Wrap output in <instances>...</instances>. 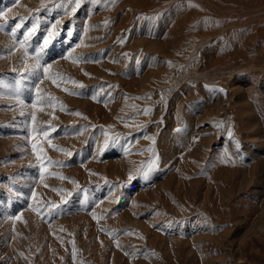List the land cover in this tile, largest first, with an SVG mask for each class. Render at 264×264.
I'll return each instance as SVG.
<instances>
[{"label":"rangeland","instance_id":"obj_1","mask_svg":"<svg viewBox=\"0 0 264 264\" xmlns=\"http://www.w3.org/2000/svg\"><path fill=\"white\" fill-rule=\"evenodd\" d=\"M67 2L0 0V264H264V0H82L66 14ZM16 24L17 40L35 26L30 51L52 28L43 62L83 86L42 79L33 108L37 78L12 71ZM70 48L80 63L61 58ZM30 127L62 162L43 181ZM106 130L120 139L101 152ZM146 136L158 164L129 180Z\"/></svg>","mask_w":264,"mask_h":264},{"label":"snow or ice","instance_id":"obj_2","mask_svg":"<svg viewBox=\"0 0 264 264\" xmlns=\"http://www.w3.org/2000/svg\"><path fill=\"white\" fill-rule=\"evenodd\" d=\"M90 2L93 5H98L100 3V0H90ZM105 2L107 3V0H105ZM16 3H19V0H16ZM81 3H82V0H68V2L66 4H61V5H57V6L58 7H61V6L64 7L65 13L68 14L70 12H75L76 9L80 7ZM111 3L115 4L116 0H111ZM43 6H44V0H41V7H43ZM190 6L199 7L198 5H192L191 3H190ZM6 11L7 10H0V18L6 19V16H5ZM36 11H38V9ZM154 18L155 17H150V19H154ZM103 23L105 25H107L108 21L105 20ZM217 23H219V21H217ZM20 26H21L20 24H16V26L14 28H12V30H11L12 45L13 46L9 50V55L16 52L17 49H19L22 52L21 59H22L24 66L18 70L13 68L12 71H14V72L19 71L21 74H24L25 77L35 76L37 78V80H36L37 97L35 100L32 101L31 106L33 108L37 107V102L41 100V96L43 95L40 92V88H39V81L42 79L51 80L52 83L57 87H60L61 82L77 84L80 87L83 86L82 84H80L79 81H76L71 77H66L62 73H58V72L53 73L51 71L52 65L50 63L43 62V50L48 47V45L51 43L53 37L57 34L52 28H50L48 30V34L44 36L43 43L39 47H36L34 51H30L28 41L30 39V35L35 32V26H33V28L28 29V31L24 32L22 39L17 40L15 33H16V29L19 28ZM3 30H4V25L0 24V31H3ZM88 30H89V25L87 23H85L84 31L87 32ZM71 35H72V31L69 30L68 36L70 37ZM81 41H83V37H81ZM120 42L123 43L124 41L121 40ZM78 46H80V45H77V47ZM71 52H72V49L70 48L68 50V53L64 54L61 58L66 59V60H71V62L74 64L80 63L83 58L78 57V56H72ZM167 63L169 64V66H171L172 62L168 61ZM41 70L43 72V76L40 75ZM85 75H90V74L85 73ZM5 86L6 85H4L3 81H0V87H5ZM109 87H113V86L109 85ZM20 89H21V80L17 79L15 82V87L13 89V92L15 94L14 98L17 100L18 106L24 105V101L20 99ZM62 90L65 92H69L68 88H63ZM219 91H224V89L221 88V89H219ZM69 94H78V93L69 92ZM48 95H49V102H46V103H48V106L55 108L57 106V104H59V107L62 111L66 110L65 106L63 105L62 102L57 101V99L55 97L51 96V94H48ZM97 95L98 94L93 95L92 99L96 100ZM127 98L128 97L126 96L125 99H127ZM161 98L163 99V95ZM136 99H139V97H137ZM132 107H135V105H132ZM150 111H151V109L147 106H145L142 109V113L144 115H148L150 113ZM72 114L76 115V116H83V114L80 113L78 110L73 112ZM84 119H87V117H84ZM117 119H120V118L117 117ZM32 121H33V124H35V121H36L35 112L32 113ZM222 124H223V121H221L220 124H217L216 126L220 127V126H222ZM126 126H128V125L126 124ZM135 126L136 127H142L143 125H135ZM93 127H95V125H93ZM111 127H112V125L107 126V128H111ZM50 130H51V128H50ZM29 131L32 135H35L37 137L36 141L32 143V151L35 154L36 159L40 165V178H41V181H43L44 176L47 172L46 164L52 165L53 163H56L57 165L62 166V162L51 161L46 156H44V149L38 146L39 145V136L43 135V136L47 137V135H48L47 132L43 131L42 129H38L37 127H30ZM81 131H83V129H81ZM174 131L179 132V131H181V129L178 127L176 129H174ZM228 134L230 136L232 135L231 126H229ZM104 136H105V140H104L103 144L101 145V148H100L101 152L104 150V148L106 146H108L110 140L112 142H119V139H120L119 134H110L107 130L105 131ZM145 139H148L149 141H151V144L146 149L151 155H150V157L146 163L142 161L140 163V165H138L134 169L129 170V173H128V179L129 180H131L133 178L134 174L140 175L143 178L147 179L150 172L153 171L158 164L159 157L155 153V150H154L155 136H146ZM194 139H198V137H194ZM48 143L53 149L61 151V152H65L67 155L71 156L72 153L70 151H68L67 149L59 148V146L52 144L50 140L48 141ZM124 151H125V153H127L128 148L125 147ZM221 162L227 163L228 161L222 159ZM47 174L58 176L60 179H69L73 184L77 183L75 180H71L70 177H65L60 173L52 172V173H47ZM89 174L90 175H98V173H92L90 170H89ZM105 181L107 182V178H105ZM45 186L47 187V185H45ZM53 191L61 192V191H65V190L57 188V189H53ZM35 195H36V193H35V191H33V196H35ZM29 207H32V205H29ZM33 211L40 212V208L39 207L33 208ZM92 216H93V219H96V220L100 219V217L97 216L94 212L92 213ZM18 218H19L18 216L10 217V219H13V220L18 219ZM117 246L119 247V245H117ZM75 255H76V248H75V245L73 242V259L74 260H75Z\"/></svg>","mask_w":264,"mask_h":264}]
</instances>
